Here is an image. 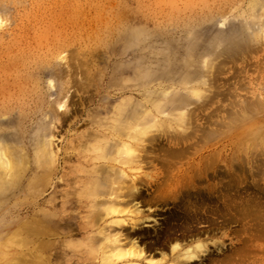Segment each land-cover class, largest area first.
Listing matches in <instances>:
<instances>
[{
    "label": "bare ground",
    "instance_id": "1",
    "mask_svg": "<svg viewBox=\"0 0 264 264\" xmlns=\"http://www.w3.org/2000/svg\"><path fill=\"white\" fill-rule=\"evenodd\" d=\"M257 2L256 5L258 4ZM258 22L260 23V21ZM259 23L257 26H259ZM64 32H66L65 29ZM218 45L222 47V45ZM229 45L232 46L231 44ZM227 47L229 48V46ZM216 48H212L213 51L211 49L212 52L209 51L210 53L208 55L206 53L204 55L205 59L201 58L202 60L204 59L203 61L200 60L204 63L203 66L200 65V62L198 63L199 66L196 65V52L193 53L192 51L190 56H186L187 58L185 57L184 59L182 56L180 60H178L179 58L176 59V55H174V59L180 61V63L177 61L178 64H176L178 67H175V63L169 61L171 65H166L168 68L165 66L166 68L164 67V69L161 66V71L155 69L156 71L153 72L154 67L151 68L152 64L150 63H152V60H150L149 65L147 64L148 67L145 65L147 62L144 65L141 64V66H145V68L142 67L144 69H141V66H139L141 70L136 73L134 72L136 75L135 78L131 79L130 77L133 74L129 76V73L127 74L129 77L125 74V76L121 77L118 74L120 76V78L118 77V81L113 80L111 84L108 81L107 84H109H106L107 87L98 91V97H95V93L93 92L87 96V93L83 96L79 93L81 96L79 95L77 97V101H74L75 98L73 100L69 99L71 104L69 110H65V107L61 105L59 107L56 106V104L59 105L64 97H68L71 92L70 87L72 85L64 83L66 80H69L65 78V81H63L65 86L63 84L61 88L58 86L59 88L53 91L55 95L51 99L52 101L48 104L45 103V105L47 104L46 106L44 105L46 111L42 109L46 114L42 116L44 118L41 119L40 117L41 120L39 119L41 124H39V132H36L38 134H35L36 137L35 135L34 137H32L33 135L29 136V133L32 134L35 127L34 125L32 127V118L27 117L29 114L27 116L21 115L18 118L11 117V114H9V117L2 116L1 111L4 112L3 110L7 109L5 105L3 106L4 103L7 104L4 101L21 95L23 90L15 88L16 90L12 91V88L8 86L12 81H16V78L13 79V76L6 75V70L12 69L13 65L8 66L7 64L0 66V73L4 75L0 79V113L2 116L0 117V199H8L16 195L17 192L19 194L23 191L28 192L30 188L32 190H40V195L49 189L53 191L49 197L40 199V208H38L40 210H37V214L33 213L34 215L30 217L21 220L18 219L16 224L12 226L5 224L4 228H0L3 229L0 236V264H99L98 258L90 254L89 248H96L103 242V237L95 234L101 229L105 232L122 231L129 242L133 238L137 239L138 244L143 246L146 256H151L152 258H159L161 252L169 253V246L174 242H179V246L175 251L169 253L167 256L166 264H185L195 258L199 259L196 264H248L244 246L235 248L231 255L227 254L219 257L218 254H211L207 258L201 256L202 253L207 251L206 240L202 239L201 235L216 225L218 219H221V222H226L227 224L228 220L244 221V219H248L249 221L259 214L254 210L244 211L243 203L245 200L241 197L237 199L238 196L232 192L234 186L232 185L231 165L229 163L226 162L225 167L222 166L224 168L223 170L214 171V162H212L214 160L209 157L210 159H201L199 163L201 162L202 165L199 167L197 165L196 167V118L199 115L196 111L202 110L203 112L205 108L216 102L214 99L218 96L225 97L229 93L228 91L225 92L228 88L225 87V83H217V74L222 70L224 71L222 67L226 65L225 63H228V61L226 62L224 60H226L225 58L231 57L233 53L226 54L227 52L225 53L224 51H216ZM233 49L232 51L229 49V51L234 52L237 50L235 48L233 51ZM173 53L176 54L177 52L174 50ZM239 53L237 51L236 54L239 55ZM148 54L150 55V53ZM160 54L158 53L159 56L163 55L162 53ZM177 54L180 55L181 53ZM202 54L200 55L203 56ZM147 56L145 55L144 57L148 59ZM219 56H223V59H217ZM235 57L232 58L235 60ZM238 58L239 56L237 57V61ZM160 60L156 61L158 66H160ZM78 66L81 67L80 65ZM196 66L199 69H196ZM213 67L214 69H212ZM238 68L236 69L240 70ZM122 70L120 71L122 72ZM81 72L83 74V71ZM123 72L125 73V71ZM86 75L87 72L83 74V76ZM123 80H125V83H122ZM128 80L131 83H128ZM67 82L69 83V81ZM66 84L70 87H66ZM72 84L75 85L76 83L73 82ZM208 88H212V90L206 93ZM101 92L102 94H100ZM226 99L228 98L226 97ZM240 103L243 102L240 101ZM247 103L249 102H245L246 105ZM235 105L237 106V103L232 108H242L240 104L237 107ZM251 105L247 106L252 108L254 104ZM226 108L228 109V107ZM226 108L224 112L227 110ZM215 110L212 111L214 113L218 112L217 110L215 112ZM241 110L238 109V111ZM34 111H36V108ZM238 111L236 112L239 113ZM247 112L250 113L249 110ZM247 112H243V115L246 116ZM211 113V111H208L207 114L203 113L204 115H201L203 120H209L212 116ZM227 113H225L226 119L231 117H235L236 119L237 115L234 112L235 115L233 114L231 117H227ZM239 115H241V112ZM243 115L239 117L241 118ZM244 119L246 118L244 117ZM15 125L21 126V128L16 131L17 133L14 132V134L9 131V128ZM81 126L84 129L82 128L78 132L77 129ZM202 128V135L204 134V137H208L210 131L204 127ZM60 133L68 137L70 135L71 137L64 142L61 148H57L54 140L56 136L59 137L61 135ZM170 143L179 146L170 148ZM127 149H131L135 155L132 157L125 156L124 153ZM156 150L163 151L165 154L167 152L172 155L174 154L175 157L171 156L174 158L188 154L190 161L187 162L186 169H182L183 171L178 172L176 175H172L171 173L167 175V173H164L165 175H162L163 178H160L161 180L156 183L152 190L153 192H151L152 195H150L151 198L148 199V203L150 200H156L157 197L166 202L168 197L171 199L178 198V202H176L178 204L184 202L185 194L188 198L193 199H191V202L188 200L189 203L185 205L184 203L182 204L184 209L179 207L176 212L170 213L167 218L165 216L162 222L156 221L154 218L151 219L155 221L154 223L149 222L150 220L147 219H150L151 216L145 215L142 212V216L145 215V221L140 220L145 224L140 225L138 223L135 230H128L126 227L122 229L112 228L109 230L105 227L103 221L104 214L101 211V208L110 202L107 197L113 192L122 191L123 195L127 198L123 206L134 202L142 204L144 201V193H142V190L145 188V180L142 182L140 170L144 169L145 164L148 168L147 165L152 160L156 161V158H159L158 156L155 158V153L157 154L159 152H155ZM153 152H155L154 156L152 155ZM219 153L216 154L219 156ZM68 162H71V164ZM163 162H165L164 165L167 162L170 163L167 160ZM67 163L70 165H66ZM157 163H159V160ZM133 168H138L139 172L131 171ZM175 168L177 169V167ZM175 168L172 169L175 170ZM162 170L164 171L163 168ZM142 175L146 178L151 176L147 172L142 173ZM133 176H136L135 180L132 179ZM26 177L28 180L31 177L32 179L24 182ZM200 177H203L206 181H209V179L214 180L215 178L217 180L216 182H209L203 188H199L197 186ZM147 184H150V181ZM57 187L60 188L57 189ZM134 188L136 191H133ZM1 200L0 202L2 203ZM25 209L29 211L28 208ZM239 215L240 217H238ZM168 219H170V225L166 226ZM201 223H206V225L198 226ZM39 235L40 243H38L39 241L37 242V248L35 250H29L28 245H30V239L32 236ZM30 236L31 238L29 239L28 237ZM188 238L189 243L186 241L187 244H185L183 241ZM35 240L37 241V239ZM245 241L244 238L240 239V242L244 245ZM124 246L127 247L128 245L125 244ZM23 249H27L28 251L23 252ZM19 250L22 252H19ZM139 264H143V261H140Z\"/></svg>",
    "mask_w": 264,
    "mask_h": 264
},
{
    "label": "rangeland",
    "instance_id": "2",
    "mask_svg": "<svg viewBox=\"0 0 264 264\" xmlns=\"http://www.w3.org/2000/svg\"><path fill=\"white\" fill-rule=\"evenodd\" d=\"M68 1L69 3H67ZM256 2L258 3L257 5ZM257 7L258 9L255 10ZM252 8L253 10H251ZM263 13L264 0H0V66L7 64L8 66L13 65L12 69L6 70V75L13 76V79L16 78V81H12L8 86L12 88V91L16 89L23 90L21 95L14 96L4 101L7 104L4 103L3 106L5 105L7 109L5 108L6 110H3L6 114L1 111L3 114L2 116L9 117V114H11V117L18 118L21 115L27 116L29 114L27 117L32 118H30L32 127L33 125L35 126L34 129L32 128V134L29 133V136L33 135L32 137H34L35 134H38L36 132H39L40 120L44 118L42 116L46 114V112H44L46 111L45 106L52 101L51 99L55 95L53 91L59 87L61 88V86L63 87V85L65 86V84H63L65 78L69 80H66L64 83L72 85L70 87L66 84V87L71 88H69L71 95L69 94L68 97H64L59 105L56 104V106L59 107L61 105L65 107V110H69L71 107L69 99L73 100L75 98L74 101H77L79 95L81 96L82 94L83 96L87 93V96L93 92L95 93L94 96L98 97V91L106 88L109 84H107L108 81L111 84L113 80L118 81V77L120 78V76L122 77L125 75L131 76L130 74H133L130 77L131 79L135 78L136 75L134 72L136 73L144 69L145 66H141V64L144 65L146 62L145 65L148 67L150 60H152L150 64L153 65H151V68L154 67L153 72H155V69L161 71V66L164 69L166 65H171L169 61H172L175 63V67H178L176 64H178L177 61L180 60V57L183 56L184 59L186 56H190L192 52H196V65L200 62L202 66L204 64L202 61L205 59L204 55H206V53L208 55L212 52L214 47H217L215 49L216 51H224L225 53L227 52L226 54L233 53L231 57L227 56L228 58H225L226 60L224 61H228V63L224 62L227 65V67L223 65L222 69L224 68V71L222 70L217 74V83H225V87H228L225 92L228 91L229 93L225 97L218 96L214 99L216 102L205 108L203 112L202 110L196 111L197 114L199 113L196 118V167L197 165L198 167L202 165L199 161H201V159L204 160V158H211L214 160L212 161L214 162V171L223 170L225 163H229V165H231L232 185L234 186L232 192L238 196V198L236 197L237 199L241 197L245 200L243 203L244 211L254 210L260 215L258 214V216L255 217L256 219L254 218L249 221L248 219H244V221L228 220L227 224L226 222H221V219H218L217 224L208 230L209 232L207 231L205 234L201 235V238L205 239L207 243V251L202 253L201 256L207 258L211 254H218L219 257L227 254L231 255L235 248L244 246L248 264H264ZM255 21L257 24L254 23ZM258 21H260L261 25ZM258 23L259 26H257ZM64 29L66 32H64ZM255 37L259 40L257 38L255 39ZM218 44L222 45V47ZM223 45H227L229 48L227 46L223 47ZM235 48L237 50H235ZM229 49L231 51L232 49L233 51L235 50V53L229 51ZM174 50L181 54H174ZM142 51L144 53L146 52L145 55H148V59L144 57L145 55ZM237 51L241 53L238 55L236 54ZM148 53H150V55ZM155 53H157V55L158 53L159 55L162 53L166 57L163 55H155V58ZM174 55H176V59L179 58L177 61L174 59ZM235 55H237V57L239 56V58L241 57V59L238 58L237 61ZM232 57H235V60ZM163 58L164 60H162ZM201 58L204 59L202 60ZM242 58L245 59L243 60ZM155 59L162 60V62L160 60V66L156 64L158 60ZM217 59H223V56H219ZM178 62L180 63V61ZM139 66H141V69H139ZM168 66L166 67L168 68ZM198 66H196V69H199ZM238 67L240 70L236 69ZM63 69H66V71L64 72ZM212 69H214V67ZM80 70L83 71V74L87 72L88 77L87 75L83 76ZM120 70H122V72ZM98 71H100L99 74ZM123 71H125V73ZM233 72L236 73L233 74ZM1 76L3 78L4 75L0 73V79H2ZM67 81H69V83ZM124 81L125 80H123L122 83H125ZM73 82L76 84H72ZM129 82L128 80V83ZM80 85L82 86L80 87ZM48 88L51 89L49 90ZM209 90H212V88H208L206 93H209ZM100 94H102V92ZM226 97L228 99H226ZM245 99L250 105L254 104L252 107L253 110H251V107V109L248 107L250 106L249 103H247L248 106L245 104V102H247ZM238 101L244 111L241 110L242 108L237 107L239 105ZM240 101L244 104L240 103ZM45 103L47 104L45 105ZM235 103H237V106L235 105L237 109L235 107L232 108ZM39 105L41 106L39 107ZM226 107H228V109ZM35 108L36 111H34ZM225 108L227 110L224 112ZM229 108L232 109L230 110ZM37 109L39 110L38 112ZM211 109H216L218 112L215 110L216 113H214ZM238 109L241 111H238ZM248 110L250 113L247 112ZM208 111L212 112V116L209 120L205 118V120H203L201 115L207 114ZM233 112L238 116H236V119L240 120L231 117L234 114ZM240 112L241 115L247 112L248 116L246 114L247 117L243 115L240 118ZM1 113L0 117H2ZM225 113H227V117H231L227 118L229 121L225 118ZM244 117L246 119H244ZM202 127L206 130L208 129L211 136L204 137V134L202 135ZM20 128L21 126L15 125L10 127L9 131L17 133L16 131L20 130ZM82 128L84 129V127L81 126L77 131L79 132ZM60 134L61 135L59 137L56 136L54 140V144L55 146L57 145V148H61L64 142L71 137L70 135L69 137L63 135V133ZM201 140L203 141L201 142ZM178 146L172 143L169 144L170 148ZM157 151L159 150L155 152ZM155 152L152 153L153 156ZM216 153H219L220 158H218L219 156ZM185 155L174 158V154L172 155L169 152L165 154L163 151H159L157 154L155 153V158L158 156L161 160L156 158V161L152 160L153 163L151 161L152 164L150 163L147 165L148 168L145 164L144 169L140 170L142 182L145 180V188L142 190V193H144V201L142 204L139 203V206L143 209V214L151 216L150 219H147L150 220L149 222H155L151 220L152 218L162 222L165 216L167 218L170 213L176 212L179 207L184 209L182 204L184 203L185 205L189 203L188 200L191 202V199H193L188 198L185 194L184 202L178 204H176L178 198L171 199L168 197L166 202L157 197L156 200H150L148 203V199L151 198L150 195H152L151 192H153L152 190L156 183H158L166 173L167 175L170 173L176 175L178 172L180 173L183 171L184 168L186 169L188 165L187 162H189L190 159L188 158V154ZM158 160L159 163H157ZM164 160L170 161V163L167 162L164 165ZM68 163L71 164V162ZM68 163L66 165H70ZM168 163L173 164L169 165ZM175 167H177V169ZM169 168H171L170 171H168ZM172 168H175V170ZM144 171L151 176L147 178L143 177L144 175H142V173H145ZM29 180L26 177L24 182ZM146 180L150 181V184H147L148 181ZM216 180L217 178L206 181V179L204 180L203 177H200L197 187L203 188L209 182H216ZM59 188L60 187H57V189ZM33 190L30 188L32 193L30 191H23L20 194L17 192L18 195L17 193L14 195L16 197L12 196L8 199H0L2 201V203L0 202V228H4L5 224H10L8 226H12L16 224L18 219H25L26 217L34 215L36 212L38 213L37 210H40L38 209L40 208V199L43 197L47 198L53 193V191L49 189L40 195V190ZM24 197H27V199ZM246 200H248V202H246ZM25 208H28L29 211ZM148 209H152V211L149 212ZM145 215L141 216L140 219L145 221ZM238 217H240V215ZM169 220L170 219H168V222ZM246 221L248 224L245 223ZM168 222L166 226L170 225V222ZM243 222L244 225L242 226ZM139 224L143 225L145 223L140 220ZM204 225H206V223H201L198 226ZM126 228L131 230L130 226H126ZM2 230L3 229H0V232ZM1 234L2 232L0 236ZM28 238L30 239L31 236ZM241 238L246 240L245 245L240 242ZM31 239L30 245H28L29 250H35L38 246L37 244L40 243V235L32 236ZM35 239H37V241ZM186 241L188 242L189 238L183 242L187 244ZM38 250L40 251V249ZM22 251L25 252L28 250L23 249ZM22 251L19 250V252ZM198 261L199 259L195 258L185 264H196Z\"/></svg>",
    "mask_w": 264,
    "mask_h": 264
},
{
    "label": "clouds",
    "instance_id": "3",
    "mask_svg": "<svg viewBox=\"0 0 264 264\" xmlns=\"http://www.w3.org/2000/svg\"><path fill=\"white\" fill-rule=\"evenodd\" d=\"M124 155L132 157L135 153L131 149H127ZM131 171L139 172V169L133 168ZM132 179L135 180L136 176H133ZM133 191L136 189L134 188ZM107 199L110 202L101 208L105 227L111 230L112 228L122 229L130 226L132 230H135L143 212L139 203L134 202L123 206L127 198L122 191L113 192ZM148 211L150 212L152 209H148ZM95 234L102 236L103 242L96 248L90 247L89 251L90 254L98 258L99 264H139L140 261H143V264H166L169 253L174 252L179 246V242H174L169 246V253L161 252L159 258H152L146 256L143 246L138 244L137 239L133 238L129 242L122 231L105 232L101 229ZM125 244L128 246L125 247Z\"/></svg>",
    "mask_w": 264,
    "mask_h": 264
},
{
    "label": "snow or ice",
    "instance_id": "4",
    "mask_svg": "<svg viewBox=\"0 0 264 264\" xmlns=\"http://www.w3.org/2000/svg\"><path fill=\"white\" fill-rule=\"evenodd\" d=\"M62 110V109H61Z\"/></svg>",
    "mask_w": 264,
    "mask_h": 264
}]
</instances>
